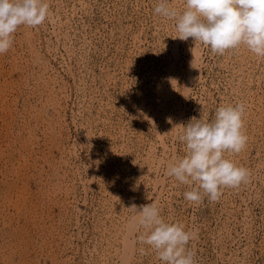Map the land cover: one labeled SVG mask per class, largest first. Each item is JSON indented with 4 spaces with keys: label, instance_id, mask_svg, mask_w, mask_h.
<instances>
[{
    "label": "rangeland",
    "instance_id": "rangeland-1",
    "mask_svg": "<svg viewBox=\"0 0 264 264\" xmlns=\"http://www.w3.org/2000/svg\"><path fill=\"white\" fill-rule=\"evenodd\" d=\"M48 3L0 54V264H120L129 233L128 264H160L127 227L150 202L195 232V264H264V58L175 38L155 0ZM228 103L244 104L229 158L247 180L190 202L165 175L179 124Z\"/></svg>",
    "mask_w": 264,
    "mask_h": 264
},
{
    "label": "clouds",
    "instance_id": "clouds-1",
    "mask_svg": "<svg viewBox=\"0 0 264 264\" xmlns=\"http://www.w3.org/2000/svg\"><path fill=\"white\" fill-rule=\"evenodd\" d=\"M49 8L48 0H0V54L11 49L20 26L43 24ZM153 11L175 22V38H192L218 54L244 45L264 58V0H182L181 9L171 0H155ZM243 113V103L220 104L211 118L201 113L179 124L177 139L184 155L167 162L165 175L190 186L184 192L186 200L199 203L207 196L215 201L223 187H237L247 180V169L229 158L247 143ZM130 208L135 214L128 229L140 233V242L155 253L160 264H195L189 247L194 231L165 219L156 203Z\"/></svg>",
    "mask_w": 264,
    "mask_h": 264
},
{
    "label": "bare ground",
    "instance_id": "bare-ground-1",
    "mask_svg": "<svg viewBox=\"0 0 264 264\" xmlns=\"http://www.w3.org/2000/svg\"><path fill=\"white\" fill-rule=\"evenodd\" d=\"M193 41V40H192ZM194 44H195V42H194ZM194 47V46H193ZM196 51L198 52V50L196 49ZM195 52V51H194ZM193 54V53H192ZM196 55H197V53L195 52L194 53V55L192 56V61L190 62V64H191V66H192V64H193V60L195 59V57H196ZM199 55H200V53H199ZM191 60V59H190ZM196 60V59H195ZM44 65V64H43ZM189 65V64H188ZM190 67V65L188 66V68ZM171 68V67H170ZM190 69H191V67H190ZM187 70H189V69H187ZM192 71V70H191ZM190 70L188 71V73L189 72H191ZM190 77H191V75H190ZM169 78V77H168ZM189 78V77H188ZM191 79V78H190ZM54 80V79H53ZM166 81V80H165ZM48 96V95H47ZM57 99V98H56ZM59 101V100H58ZM56 102V101H55ZM61 108V107H60ZM58 111V110H57ZM155 111V110H154ZM157 111V110H156ZM263 115V114H262ZM62 117V116H61ZM63 126V125H62ZM256 127V126H255ZM155 131H157V130H155ZM157 133V132H156ZM176 133V132H175ZM60 135V134H59ZM158 137H159V135H158ZM160 138V137H159ZM159 141V140H158ZM162 143V142H161ZM163 145V144H162ZM164 145H166V144H164ZM64 147V146H63ZM156 149V148H155ZM154 149V150H155ZM163 150V149H162ZM62 153H64V152H62ZM61 156V155H60ZM172 157H173V155H172ZM171 157V158H172ZM158 158V157H157ZM107 160V159H106ZM110 160V159H109ZM160 161V160H159ZM57 165V164H56ZM114 166V165H113ZM57 167V166H56ZM149 167V166H148ZM152 167V166H151ZM155 167V166H154ZM145 171V170H144ZM110 173V172H109ZM93 174V173H92ZM63 175V174H62ZM146 177V176H145ZM62 178V177H61ZM115 179V178H114ZM154 180V179H153ZM110 182V181H109ZM140 184V183H139ZM154 186V185H153ZM155 187H153V189H154ZM68 191V190H67ZM140 192V191H139ZM152 194V193H151ZM49 198V197H48ZM116 198V197H115ZM64 202V201H63ZM62 202V203H63ZM65 207V206H64ZM66 209V208H65ZM117 209V208H116ZM129 209V208H128ZM119 212V211H118ZM124 214V213H123ZM68 216V215H67ZM121 217V216H120ZM112 218V217H111ZM123 218V217H122ZM121 219V218H120ZM125 220V219H124ZM127 221V220H126ZM125 222V221H124ZM128 233V232H127ZM131 233H129V234H127V235H125L124 236V239L122 240L123 241V243H124V249H122L123 250V252H121V257L120 258H122L121 259V263L120 264H128L129 263V258H130V256H131V254H132V244L134 243L133 241V238H131L130 240H129V236L128 235H130ZM117 235V234H116ZM133 242V243H132ZM132 243V244H131ZM118 246V245H117ZM134 246V245H133ZM150 251V250H149ZM100 256H102V255H99V257ZM118 258V257H117ZM131 260V259H130ZM101 262V261H100Z\"/></svg>",
    "mask_w": 264,
    "mask_h": 264
}]
</instances>
